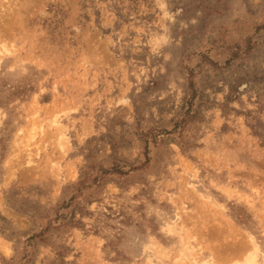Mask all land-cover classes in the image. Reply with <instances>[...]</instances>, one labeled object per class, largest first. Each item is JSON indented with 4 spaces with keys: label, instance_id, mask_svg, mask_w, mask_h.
Wrapping results in <instances>:
<instances>
[{
    "label": "rangeland",
    "instance_id": "obj_1",
    "mask_svg": "<svg viewBox=\"0 0 264 264\" xmlns=\"http://www.w3.org/2000/svg\"><path fill=\"white\" fill-rule=\"evenodd\" d=\"M246 239L264 264V0H0V264Z\"/></svg>",
    "mask_w": 264,
    "mask_h": 264
},
{
    "label": "bare ground",
    "instance_id": "obj_2",
    "mask_svg": "<svg viewBox=\"0 0 264 264\" xmlns=\"http://www.w3.org/2000/svg\"><path fill=\"white\" fill-rule=\"evenodd\" d=\"M172 226H173V221L169 223V228L172 229L171 228ZM246 240H247L246 242L248 243L245 242L244 244H242L243 245L242 247L238 248L236 252L237 255L235 254L236 259L233 261V263L231 262L230 264H254L255 252L257 251V244L252 240H248V239ZM189 260L191 264H210L212 262V257L211 260H206V259L194 260L193 257L192 258L190 257Z\"/></svg>",
    "mask_w": 264,
    "mask_h": 264
}]
</instances>
